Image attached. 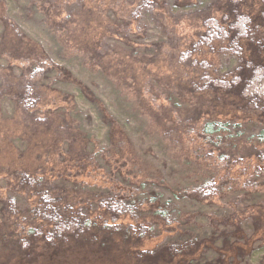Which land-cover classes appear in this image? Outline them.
<instances>
[{
	"label": "trees",
	"instance_id": "trees-1",
	"mask_svg": "<svg viewBox=\"0 0 264 264\" xmlns=\"http://www.w3.org/2000/svg\"><path fill=\"white\" fill-rule=\"evenodd\" d=\"M39 1L62 46L133 96L153 121L150 132L166 138L169 149L191 144L194 151L183 159L226 162L227 171L229 164L255 157L252 175L264 176V0H211L205 8L170 0ZM199 8L202 15L194 13ZM174 10L200 26L177 46ZM147 17L165 36L141 38ZM0 27V264H252L264 240L250 243L263 227L259 216L205 211L216 204L220 175L189 192L173 187L142 159L104 103L107 141L94 136L81 126L75 93L60 87L70 79L69 69L10 16L7 0H0ZM165 43L171 56L179 50L178 62L189 75L182 85L171 74L166 84L181 92L187 87L193 115L182 116L188 108L177 107L176 91L158 88L161 69L158 78H143L144 71L151 74L150 64L166 60ZM223 58L235 64L224 68ZM206 95L205 108L196 97ZM174 117L181 122L168 126ZM190 117L203 120L193 124ZM247 122L258 129L247 134ZM91 172L104 179L89 181ZM237 180L244 189L254 186L252 178ZM182 192L191 203L182 202ZM248 221L255 226L250 233L243 228ZM160 237L154 248L145 247Z\"/></svg>",
	"mask_w": 264,
	"mask_h": 264
},
{
	"label": "rangeland",
	"instance_id": "rangeland-1",
	"mask_svg": "<svg viewBox=\"0 0 264 264\" xmlns=\"http://www.w3.org/2000/svg\"><path fill=\"white\" fill-rule=\"evenodd\" d=\"M7 1L9 4L10 16L32 36L42 42L55 63L66 66L69 69L71 77L65 81L63 85H60V87L62 90L75 93L78 104V116L81 126L88 129L99 139L106 140L108 125L103 118L102 105L104 103L114 113L118 123L123 125L128 134L132 137L133 146L142 156V159L147 161L148 158V163L151 165L152 169L154 171H159L164 178L168 179L169 183L172 184L173 187L178 189L181 188L183 190L188 188L189 190L187 192H189L192 190L195 184L201 182L204 178L209 177V175H220L216 181L217 191H214L217 194L214 201L216 204L211 208H206L205 211L209 215L213 213V215L217 214L220 216L222 212L224 214H222L223 216H232L234 211H236V213L238 211L239 213L240 210H242L244 214H247V216L250 214L258 215V224L260 222V224L263 226L262 228L260 225L258 229L254 231L255 226L250 221L246 222L247 224L243 223V228H245L248 233L254 231L252 235L253 238L250 240L251 244L253 240H257L259 237L264 238V176L256 178V176L254 177V175H252L254 173L252 167L257 163L255 157L236 164H229L228 171L224 169L226 168V162L216 163L213 161V163H211L209 166H207L204 162H187L188 160L183 158H185V154H189L194 151L191 149V144L186 145L184 143H174L173 150H171L169 149L171 143L168 142L166 138L161 135L164 139L163 141L159 134L151 133L149 123L151 122V127L154 128L153 121L151 117L143 114L139 105L137 104L136 99L133 96H126L124 93L116 89V86L106 77H104L99 70H92L87 67L85 62L86 58L83 55L71 53L66 50L64 46H62L57 35H55L52 29L49 28L45 22L44 14L39 8L40 4H42L41 1ZM170 1L177 2L179 4L180 2L191 1L197 6L204 7L211 0ZM204 8L195 9L197 11L194 13L199 15L202 13L201 10ZM191 14L192 13L189 15ZM173 15L175 16L176 20H178L176 21L174 19L177 26L173 27V31L175 32L176 30V34L174 33L175 37H173L175 38L176 46L178 44H182L183 42H189L190 39H193L195 36L196 30L200 28V26H198V22L193 21L195 20L194 18H188L189 16H187V20L183 19L184 17L176 10H174ZM147 19L150 21L149 24L147 23L149 26H147V30L145 29L146 33H144V31L142 32L141 38L150 42L152 40L158 39L162 32L158 22H155L152 17H147ZM189 19L192 22V25L190 26H188L186 23ZM173 42H171V44H173ZM164 51L165 52L162 53L161 57L166 58V60H164V62L159 61L158 63L150 64L149 68L152 72L151 74H148L144 71L143 78L146 80L156 79L158 78L157 70L161 69V73L164 75V83L163 86L157 84L159 86L158 88H170V92L176 91L177 97L174 96L176 99L174 101L177 103V107L184 106V108H188L187 111L182 113V116L187 117L188 115H193V108L195 105L192 108V106H190L191 104H188L192 103L189 102V100L192 98H190V95H188L189 93L186 91L187 87H185V89L182 88L181 92L180 88L176 87L175 84H166L167 80L171 78V74L173 75V81L175 83L178 81V76L181 77L183 79L181 81L182 85L186 80V76H189L185 73L184 68L178 62L179 50L175 53V55L171 56V51H168V46L165 43ZM234 64V58H223V61L221 62V65L224 68H228ZM183 66L185 67V65ZM192 72L193 70L191 66L190 73ZM158 76L161 77L160 74H158ZM206 98L209 99L207 95L200 98L198 96V98L196 97V103H203L204 107L206 108V105L208 104V100L206 101ZM230 116L231 117L228 118L234 119L237 117L231 114ZM196 118L197 117H190V120H192L193 124H197L196 122H201L203 120V118ZM176 122L181 121L179 118L174 117V121L169 122L168 126H173ZM247 123H249L248 125L250 126L246 128L245 132L247 134L258 129V124L253 122ZM244 149L245 151L247 150L252 152L251 147L248 145H246ZM173 154L183 157L176 158L175 156L174 159L172 158ZM131 164L132 162L130 163V166ZM140 165H143L141 160L135 164V170H140ZM239 170H241L240 177L238 176ZM86 178H89L88 180L91 182L104 179L100 176V174H98V172H91L89 177ZM237 178L242 182H245L246 178H252L254 181V186L249 189H244L240 186L241 184L238 182ZM182 193V202L184 204L191 203L188 197L185 196V192ZM220 197H225V200L221 201V199H219ZM222 202L225 204V206L223 208H219V205H224ZM194 207L201 208V206L198 204H195ZM242 216L244 217L245 215ZM161 239L162 237L153 240L150 243L145 244V247L152 249L157 243L161 241ZM261 242H263L261 243L263 246H261V248L258 249L251 258L252 264H258L261 256L264 254V240ZM195 264H204V261L198 260L195 261Z\"/></svg>",
	"mask_w": 264,
	"mask_h": 264
}]
</instances>
